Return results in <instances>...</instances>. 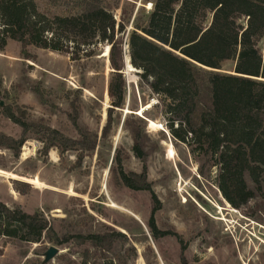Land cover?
I'll list each match as a JSON object with an SVG mask.
<instances>
[{
  "label": "rangeland",
  "instance_id": "obj_1",
  "mask_svg": "<svg viewBox=\"0 0 264 264\" xmlns=\"http://www.w3.org/2000/svg\"><path fill=\"white\" fill-rule=\"evenodd\" d=\"M109 1L116 5L118 0ZM37 2L44 10L47 0ZM118 2L111 12L117 28L119 22L124 25L117 34L124 56L123 108L110 112L113 69L104 56L106 43L75 60L66 52L23 47L13 40L0 51V134L21 137V127L4 115L6 106L19 105L39 129L46 125L74 142L61 153L49 147L53 140L48 136L30 134L18 155L0 147V201L28 213L40 210L61 239L114 231L127 239L107 249L75 238L61 244L46 236L40 242L1 237L0 264L79 263L87 253L89 264H183V258L190 264H264V194L234 208L219 188L214 160L197 155L172 135L168 101L152 91L141 70H127L128 35L135 19H144L152 5L145 0ZM259 48L264 50V37ZM234 66L230 60L223 67L229 71ZM151 121L157 126L151 127ZM136 143L143 157L134 151ZM118 161L152 192L125 186ZM35 177L39 185L25 180ZM152 193L159 203L156 226L172 233L158 239L148 226ZM52 246L60 252L44 263Z\"/></svg>",
  "mask_w": 264,
  "mask_h": 264
},
{
  "label": "trees",
  "instance_id": "obj_2",
  "mask_svg": "<svg viewBox=\"0 0 264 264\" xmlns=\"http://www.w3.org/2000/svg\"><path fill=\"white\" fill-rule=\"evenodd\" d=\"M118 1L112 5L109 0H47L41 10L37 0H0V51L13 40L23 47L66 52L75 60L90 56L95 46L106 43L113 69L110 112L123 108L124 56L117 34L124 31V25L119 22L117 28L111 12L119 6ZM145 1L151 3V10L144 19H135L128 35L130 62L141 70V78L152 91L168 101L166 113L172 135L197 155L214 160L224 197L234 208H242L264 194V50L259 48L264 37V0ZM230 60L235 66L225 71L224 63ZM4 115L22 129L19 139L0 134V147L12 149L16 155L30 134H43V139L48 136L53 140L49 147L55 146L61 153L74 147L59 130L43 124L39 129L19 105L6 106ZM134 151L143 157L139 143ZM118 165L125 186L152 192L144 179L128 175L120 161ZM152 200L148 226L158 239L172 233L156 226L154 215L159 203L154 193ZM44 236L56 243L75 238L107 249L127 239L116 231L61 239L40 210L28 213L0 201V238L40 242ZM88 259L87 253L79 263L62 264H89ZM183 264L190 263L183 258Z\"/></svg>",
  "mask_w": 264,
  "mask_h": 264
},
{
  "label": "bare ground",
  "instance_id": "obj_3",
  "mask_svg": "<svg viewBox=\"0 0 264 264\" xmlns=\"http://www.w3.org/2000/svg\"><path fill=\"white\" fill-rule=\"evenodd\" d=\"M109 51H110V47L109 46H107V48H106V50H105V52H104V56L105 57H108L109 56ZM127 62H128V65H127V70L129 71V70H133V69H135L131 64H130V62L128 61V59H127ZM150 107V106H149ZM151 127H156L157 126V124L154 122V121H151ZM171 153H174V147L172 146L171 147ZM54 157H55V154H54ZM2 171V170H1ZM11 177H13V178H16L18 175L17 174H15V173H10V172H7ZM25 180H28L29 182H31V183H33L35 186L36 185H39L40 184V180H39V178L38 177H35V178H31V179H29V178H25Z\"/></svg>",
  "mask_w": 264,
  "mask_h": 264
},
{
  "label": "water",
  "instance_id": "obj_4",
  "mask_svg": "<svg viewBox=\"0 0 264 264\" xmlns=\"http://www.w3.org/2000/svg\"><path fill=\"white\" fill-rule=\"evenodd\" d=\"M126 62V60H125ZM130 62V59H129ZM131 64V62H130ZM132 65V64H131ZM133 66V65H132ZM59 249L55 246H52L48 249V251L45 253L44 263H48L52 261V259L59 253Z\"/></svg>",
  "mask_w": 264,
  "mask_h": 264
}]
</instances>
